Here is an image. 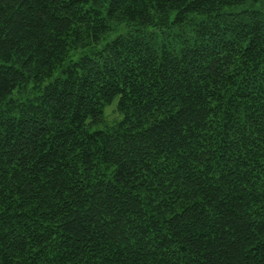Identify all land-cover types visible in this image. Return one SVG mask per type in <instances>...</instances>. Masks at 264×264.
Returning <instances> with one entry per match:
<instances>
[{"label": "trees", "instance_id": "16d2710c", "mask_svg": "<svg viewBox=\"0 0 264 264\" xmlns=\"http://www.w3.org/2000/svg\"><path fill=\"white\" fill-rule=\"evenodd\" d=\"M0 264H264V0H0Z\"/></svg>", "mask_w": 264, "mask_h": 264}, {"label": "rangeland", "instance_id": "374dc122", "mask_svg": "<svg viewBox=\"0 0 264 264\" xmlns=\"http://www.w3.org/2000/svg\"><path fill=\"white\" fill-rule=\"evenodd\" d=\"M114 107H115V102L112 105L106 107L105 112H106V115H107L108 118L113 117L112 109Z\"/></svg>", "mask_w": 264, "mask_h": 264}]
</instances>
